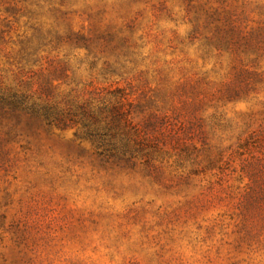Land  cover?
Returning a JSON list of instances; mask_svg holds the SVG:
<instances>
[{
  "label": "rangeland",
  "instance_id": "obj_1",
  "mask_svg": "<svg viewBox=\"0 0 264 264\" xmlns=\"http://www.w3.org/2000/svg\"><path fill=\"white\" fill-rule=\"evenodd\" d=\"M258 160L264 0H0V264H264Z\"/></svg>",
  "mask_w": 264,
  "mask_h": 264
},
{
  "label": "trees",
  "instance_id": "obj_2",
  "mask_svg": "<svg viewBox=\"0 0 264 264\" xmlns=\"http://www.w3.org/2000/svg\"><path fill=\"white\" fill-rule=\"evenodd\" d=\"M262 165L264 164H262L260 160H258L257 165H255V167L258 168L255 173L262 176V183H259V187H256L255 185L250 186L249 191L246 194L248 202L259 203L264 199V166Z\"/></svg>",
  "mask_w": 264,
  "mask_h": 264
}]
</instances>
